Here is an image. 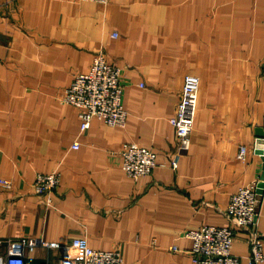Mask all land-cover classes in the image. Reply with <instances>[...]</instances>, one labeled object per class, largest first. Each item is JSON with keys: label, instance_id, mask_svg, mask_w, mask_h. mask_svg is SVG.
<instances>
[{"label": "crops", "instance_id": "0c3cea01", "mask_svg": "<svg viewBox=\"0 0 264 264\" xmlns=\"http://www.w3.org/2000/svg\"><path fill=\"white\" fill-rule=\"evenodd\" d=\"M99 50L122 68L126 124L93 118L81 130L77 107L61 97ZM263 58L264 0H0V177L13 184L0 185V254L25 238L27 262L61 264L62 245L86 237L120 248L123 264H195L185 232L228 224L232 194L264 178L253 149L263 135ZM188 73L200 77L197 110L173 167L170 118ZM129 142L156 152L150 174L123 169ZM53 170L59 185L35 193V175ZM256 228L264 252V200ZM247 237L236 228L242 264Z\"/></svg>", "mask_w": 264, "mask_h": 264}, {"label": "built area", "instance_id": "2783aa9c", "mask_svg": "<svg viewBox=\"0 0 264 264\" xmlns=\"http://www.w3.org/2000/svg\"><path fill=\"white\" fill-rule=\"evenodd\" d=\"M94 1L107 4L109 0ZM116 36V33H114ZM264 67V58L262 60ZM200 77L188 73L184 76L181 97L175 114L170 118L179 139L180 151L172 158V166L177 167L181 150L187 147L193 129ZM122 68L110 62L104 50L97 51L88 72L77 73L62 94V101L73 104L78 109L81 130L90 126L93 118H98L112 126L126 124L127 110L123 105ZM263 135L257 138L253 149L264 162V114L262 116ZM78 142L72 147L77 148ZM248 147L241 145L237 157L244 159ZM122 167L132 178L138 179L150 174L156 166V152L135 142L125 143L120 150ZM58 170L49 173L38 172L32 182V190L41 195H49L60 183ZM0 185L12 187V181L0 177ZM264 200V178H258L241 186L233 193L225 210L228 224L202 225L190 229L185 235L192 239V254L195 264H242V256L232 252L236 228L248 231L247 241L251 253L247 264H261L264 260L263 236L257 230L260 208ZM47 204L51 200L47 198ZM26 239L9 240L4 254H0V264H30L25 260ZM58 246V243H50ZM67 257L61 264H123L120 248L100 250L93 248L86 237L73 238L63 244Z\"/></svg>", "mask_w": 264, "mask_h": 264}]
</instances>
